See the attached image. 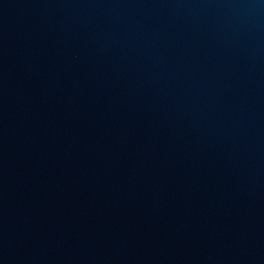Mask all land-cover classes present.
Instances as JSON below:
<instances>
[{"label": "water", "instance_id": "water-1", "mask_svg": "<svg viewBox=\"0 0 264 264\" xmlns=\"http://www.w3.org/2000/svg\"><path fill=\"white\" fill-rule=\"evenodd\" d=\"M209 64L264 128V0H164Z\"/></svg>", "mask_w": 264, "mask_h": 264}]
</instances>
